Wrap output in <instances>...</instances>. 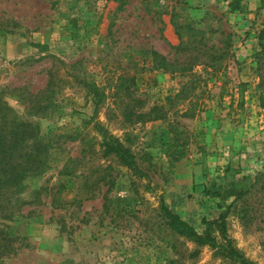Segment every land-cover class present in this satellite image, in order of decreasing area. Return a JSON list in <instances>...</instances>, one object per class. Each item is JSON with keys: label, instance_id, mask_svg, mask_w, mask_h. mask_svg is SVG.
<instances>
[{"label": "rangeland", "instance_id": "374dc122", "mask_svg": "<svg viewBox=\"0 0 264 264\" xmlns=\"http://www.w3.org/2000/svg\"><path fill=\"white\" fill-rule=\"evenodd\" d=\"M231 1L0 0V89L49 157L4 220L25 240L0 264H233L207 244L190 257L161 203L198 231L226 212L264 264V0ZM155 104L165 117L136 119ZM100 125L131 139L136 169L103 155Z\"/></svg>", "mask_w": 264, "mask_h": 264}, {"label": "trees", "instance_id": "16d2710c", "mask_svg": "<svg viewBox=\"0 0 264 264\" xmlns=\"http://www.w3.org/2000/svg\"><path fill=\"white\" fill-rule=\"evenodd\" d=\"M240 1L232 0L229 7L239 10ZM152 54L157 66L170 69L172 72L175 71L173 62L164 54L155 50L152 51ZM182 68L187 69L188 66L183 65ZM53 80L54 74L50 71L47 89L52 87ZM182 88L184 90V86ZM242 91L243 88L240 92L241 97ZM4 92L3 89H0V262L5 257L15 254L18 248L24 245L25 237L17 232L9 231L4 220L13 219L21 213L23 205L30 203L19 197V191L28 178L37 176L45 169L49 158L47 144L40 137V125L24 118L14 109L6 100ZM97 104L94 102L95 108ZM259 105L264 107V93L259 95ZM134 111L136 119L142 122L166 116L165 109L157 104L144 112L136 113ZM99 132L103 155H114L123 165L137 168V156L129 144L131 139L128 136H125L124 139L120 138L103 125H100ZM125 141L128 143L125 144ZM244 192L245 190H243V194ZM241 194L242 192L239 193V195ZM160 214L170 232L193 243L194 249L189 252L190 257H197L199 247L207 244L221 256L230 259L233 264H258L241 252L229 237L226 212L218 218L208 220L209 225L203 231H198L165 203L160 205ZM212 225L216 226L218 237L212 232L214 229ZM170 245L174 253L181 254L176 246Z\"/></svg>", "mask_w": 264, "mask_h": 264}, {"label": "crops", "instance_id": "0c3cea01", "mask_svg": "<svg viewBox=\"0 0 264 264\" xmlns=\"http://www.w3.org/2000/svg\"><path fill=\"white\" fill-rule=\"evenodd\" d=\"M189 2L192 1V0H188Z\"/></svg>", "mask_w": 264, "mask_h": 264}]
</instances>
